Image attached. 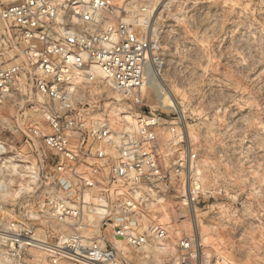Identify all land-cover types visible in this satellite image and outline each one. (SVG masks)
Instances as JSON below:
<instances>
[{
  "label": "built area",
  "instance_id": "obj_1",
  "mask_svg": "<svg viewBox=\"0 0 264 264\" xmlns=\"http://www.w3.org/2000/svg\"><path fill=\"white\" fill-rule=\"evenodd\" d=\"M154 2L0 0V134L19 136L15 145L0 137V259L35 264L29 222L41 219L73 224L62 246L39 247L51 264H117L123 256L113 242L139 250L168 238L149 219L148 202L196 155L188 150L167 165L164 149L182 148L183 133L137 95L149 60L162 65L148 16ZM102 88L115 92V107L117 94L130 102L134 124L94 120L90 92ZM91 207L110 234L79 231ZM175 249L176 264H194L191 238Z\"/></svg>",
  "mask_w": 264,
  "mask_h": 264
},
{
  "label": "rangeland",
  "instance_id": "obj_2",
  "mask_svg": "<svg viewBox=\"0 0 264 264\" xmlns=\"http://www.w3.org/2000/svg\"><path fill=\"white\" fill-rule=\"evenodd\" d=\"M151 9V36L162 65L156 73L145 67L137 95L143 109L178 123L183 133L182 148L164 149L167 165L181 156L186 160L188 150L196 162L173 174L161 195L148 202L147 215L167 230L166 241L139 250L113 242L123 256L117 264H176L181 238L193 240L194 264H264V0H155ZM90 97L94 120L108 118L114 129L115 119L134 124L123 96L117 94L116 107L108 88ZM0 137L13 145L19 140ZM10 178L12 186L20 183ZM101 221L87 208L79 231L110 234ZM29 224L33 238L59 246L73 225L54 219ZM30 254L35 264H51L39 247Z\"/></svg>",
  "mask_w": 264,
  "mask_h": 264
},
{
  "label": "bare ground",
  "instance_id": "obj_3",
  "mask_svg": "<svg viewBox=\"0 0 264 264\" xmlns=\"http://www.w3.org/2000/svg\"><path fill=\"white\" fill-rule=\"evenodd\" d=\"M146 68L151 70L152 73L153 72L156 73V69H155V67L152 64V61L149 60V62L146 64ZM159 93L162 95V94H165V91L161 88ZM30 240H31L30 242H31L32 245L38 246V247H43L45 249L56 250L55 247H57V246H54V245H50V244L44 243L43 241H40V240H36V239H30Z\"/></svg>",
  "mask_w": 264,
  "mask_h": 264
}]
</instances>
